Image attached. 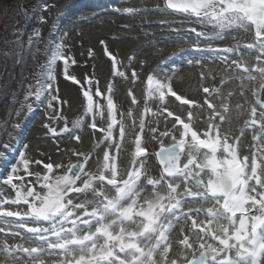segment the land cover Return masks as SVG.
I'll return each instance as SVG.
<instances>
[{
	"label": "snow or ice",
	"instance_id": "snow-or-ice-1",
	"mask_svg": "<svg viewBox=\"0 0 264 264\" xmlns=\"http://www.w3.org/2000/svg\"><path fill=\"white\" fill-rule=\"evenodd\" d=\"M161 8L195 25L158 22L178 38L194 33L198 50L204 40L223 65L218 85L190 96L175 78L176 67H153L135 52L122 57L107 38L78 59L66 32L47 41L37 29L28 35L29 45L45 41L46 63L33 75L36 84L28 85L25 102L34 97L46 104L45 127L65 147L56 143L55 153L36 159L25 144L15 163L4 161L10 168L0 172V183L14 198L0 196V264H264V0H163L153 8L115 11L146 15ZM38 19L42 27L45 18ZM232 32L235 42L220 47L217 42ZM23 35L15 33L16 45L22 46ZM28 56L35 59L32 48ZM205 59L186 63L203 69ZM23 60L21 47L14 62ZM82 62L85 70L78 72ZM105 64L112 80L128 82L120 102L114 83L101 90ZM198 76L216 80L203 70ZM145 80L147 98L138 99L135 85ZM73 104L83 112L75 122L63 111ZM85 117L96 137L88 149L78 134ZM59 120L63 127L51 125Z\"/></svg>",
	"mask_w": 264,
	"mask_h": 264
},
{
	"label": "rangeland",
	"instance_id": "rangeland-1",
	"mask_svg": "<svg viewBox=\"0 0 264 264\" xmlns=\"http://www.w3.org/2000/svg\"><path fill=\"white\" fill-rule=\"evenodd\" d=\"M13 2L19 8L11 9V12H9L10 9L1 10L0 13V156L3 157L0 159V172L10 168V165L4 163L5 160H11L12 163H15L19 159V151H25L23 148L25 144L30 146L26 154L35 156L36 159H40V154L44 152L55 153L56 143H59L61 149L65 147L63 142L54 141L45 127L46 124L50 123L46 115V104L40 105L39 102H34V97L25 102L28 85L36 84L33 75L39 76L42 71L40 66L46 63L45 41L49 38L56 40L61 33L66 32L68 34L66 37L67 45L68 47L75 45L72 54H75L78 59H80L79 53L81 51L86 55L90 45L96 44L98 39L107 38L106 42L120 51L122 57L131 56L135 52L138 59L147 56L153 67L162 62L167 63L170 68L176 67L175 78L190 96L198 95L197 89L201 86L218 85L219 78L225 75L222 63L212 59V54L206 49L202 38L199 41L200 50H198L196 48L197 37L194 33H185L182 38H178L174 32L169 31L167 27H162L158 22L162 20L174 21L170 25L171 28L184 29L193 27L194 24L180 23L182 19L180 16L164 15L163 8L160 12L152 11L146 15L115 11V9L124 7L153 8L157 4L162 5L163 0H12ZM6 3L7 0H0V9H4ZM43 3L50 4V9L43 10ZM21 5L22 7H20ZM29 8H36V12L40 13L39 15H42L46 22L40 27L38 15L35 22H30L24 30V35L20 37L22 46L15 44L16 37L13 39V46L11 40L5 38V35L17 32L20 24L17 23L14 30L10 29L12 28L10 27L11 19H17L19 12L28 13ZM147 21L154 23L149 26ZM31 27L40 31L45 41L29 45L27 37L32 33ZM145 33H150V35H145ZM236 35L235 32L228 33L223 40L217 43L220 47L229 46L235 42L232 37ZM5 41L9 43L6 45ZM21 47L27 49V52L23 50L24 60L23 62H14L20 61L21 52L19 49ZM29 48H32L33 52L36 53L35 59L28 56ZM37 48L39 49L38 52ZM95 51L99 52L100 48L96 47ZM200 56L206 57L203 62V69L187 66V60L199 59ZM84 70L85 66L82 62L77 71ZM201 70L210 75H215L216 80L209 78L201 82L198 76ZM99 79L102 91L106 90L109 82H112L115 85V100L120 102L124 99L129 86L128 82L122 78L112 80V77L107 75L106 64L99 73ZM64 87L65 85L61 83V91L64 90ZM69 90L75 91L74 88ZM147 92L146 80L144 83L137 82L134 94L138 99L147 98ZM99 102L101 104L106 103L103 99ZM29 103L32 104L33 108L31 112L28 111ZM142 109L143 105L136 110L137 118ZM63 111L67 120L72 122L77 121L78 117L83 115L78 104H73L71 110L65 106ZM85 119L87 123L81 122L82 127L78 134L83 137V148L88 149L96 137L91 135L87 127V124L91 123V117H85ZM97 119L99 120L100 117ZM51 125L59 129L64 126V120L51 121ZM69 127H73V124L70 123ZM131 133L132 129L129 128L128 142L133 139ZM4 145L9 147L5 148ZM124 147L125 152L130 150L127 142ZM52 159L59 160L61 157L53 154ZM64 163H68L67 158H64ZM0 196L6 199L14 198V191L10 186L0 183ZM9 242L16 243L18 241L10 240Z\"/></svg>",
	"mask_w": 264,
	"mask_h": 264
},
{
	"label": "trees",
	"instance_id": "trees-1",
	"mask_svg": "<svg viewBox=\"0 0 264 264\" xmlns=\"http://www.w3.org/2000/svg\"><path fill=\"white\" fill-rule=\"evenodd\" d=\"M17 7L18 6H16V3L15 2L12 3V0H7L6 7H4V9H0V13H1V10H5V9H10L9 12H11V9H15V8L17 9ZM20 7H22V5ZM25 14H27V16H29V17H33V19L27 20ZM25 14L19 12V16L17 17V19H13L12 18L11 19V26H10L12 28H10V29H13L14 30V28H16V24L18 23V24H20V27L19 26H18L19 28L17 27L18 28L17 31H20V30L22 31V28H23V33H24L25 28L29 25L30 22H35L37 16L40 13H37L36 12V8H29L28 13L25 12ZM33 29H35V28H32V31H33ZM15 33L16 32H13V34H11V35H5V38L11 40V44L13 46H14L13 39H14V37H16L15 36ZM19 50L21 52V49H19ZM23 50H24V52H27V49H23ZM24 52H23V54H24Z\"/></svg>",
	"mask_w": 264,
	"mask_h": 264
}]
</instances>
